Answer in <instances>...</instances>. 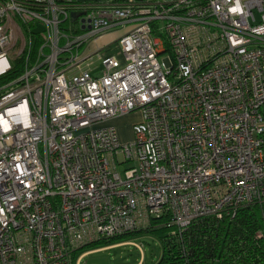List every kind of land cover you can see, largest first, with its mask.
<instances>
[{
	"label": "built area",
	"instance_id": "2783aa9c",
	"mask_svg": "<svg viewBox=\"0 0 264 264\" xmlns=\"http://www.w3.org/2000/svg\"><path fill=\"white\" fill-rule=\"evenodd\" d=\"M127 27L124 67L82 68ZM136 110L133 144L101 127ZM249 206L264 221V0H0V264Z\"/></svg>",
	"mask_w": 264,
	"mask_h": 264
},
{
	"label": "trees",
	"instance_id": "16d2710c",
	"mask_svg": "<svg viewBox=\"0 0 264 264\" xmlns=\"http://www.w3.org/2000/svg\"><path fill=\"white\" fill-rule=\"evenodd\" d=\"M20 73L15 70L3 80L15 79ZM174 231L167 218H161L137 234L151 233L160 238L163 254L158 264H264V221L258 207H243L235 216L223 219H199L182 236H174ZM124 238L127 236L100 241L85 249H98Z\"/></svg>",
	"mask_w": 264,
	"mask_h": 264
},
{
	"label": "rangeland",
	"instance_id": "374dc122",
	"mask_svg": "<svg viewBox=\"0 0 264 264\" xmlns=\"http://www.w3.org/2000/svg\"><path fill=\"white\" fill-rule=\"evenodd\" d=\"M114 1L117 0H83L79 2L82 4H108ZM117 37L118 34H111L106 36L105 40L101 41L99 44H94L92 50L99 51V49H103L104 47H106L104 46L105 43H109L112 41L110 43V46L102 52L101 57L102 59L114 58L118 62H120L121 67H124L126 65V62L119 41L115 44H112L116 41ZM162 58L163 56H161V59ZM142 121V111L136 110L114 120L108 121L101 127L115 128L118 133L120 143L122 145H127L133 144L135 142L136 136L134 132V126L140 124ZM120 170H122V166H120ZM149 227L150 226H148V228ZM137 233L138 232H134L132 233V235H126L127 238L115 240L107 244H102L97 247V250L96 248H94L95 250L88 248L83 249L81 251H78L77 257L85 252L93 251L85 258V260L83 261L84 264H139L142 261L144 262V264H158L163 254L162 242L160 238L151 233ZM126 243L142 245L143 250L141 252L133 245H123ZM112 246L117 247L106 249Z\"/></svg>",
	"mask_w": 264,
	"mask_h": 264
},
{
	"label": "crops",
	"instance_id": "0c3cea01",
	"mask_svg": "<svg viewBox=\"0 0 264 264\" xmlns=\"http://www.w3.org/2000/svg\"><path fill=\"white\" fill-rule=\"evenodd\" d=\"M79 1L81 2L83 0H79ZM79 1L75 0L76 3L82 4ZM127 30H128V27L127 28H119V29H116V30L109 31V32L103 34L97 41H93V42L87 44L82 49V53H81L82 56L86 59V64H84L82 66V68L85 69L87 67V62H88V64H91L90 69L92 71V75L100 76L101 75V70H102V64H101V58L102 57H101V54H102L103 51H105L110 46V43L112 41L109 42V43H105L104 46H106V47H104L103 49H99V51H93L92 50V48L94 47V44H99L101 41L105 40V37L108 36V35L118 34V37H117L116 41L114 43H112V44H115L127 32ZM90 57L92 58V60H88V58H90Z\"/></svg>",
	"mask_w": 264,
	"mask_h": 264
},
{
	"label": "water",
	"instance_id": "95a60500",
	"mask_svg": "<svg viewBox=\"0 0 264 264\" xmlns=\"http://www.w3.org/2000/svg\"><path fill=\"white\" fill-rule=\"evenodd\" d=\"M79 16L80 14H76V13L72 14V21H76Z\"/></svg>",
	"mask_w": 264,
	"mask_h": 264
}]
</instances>
